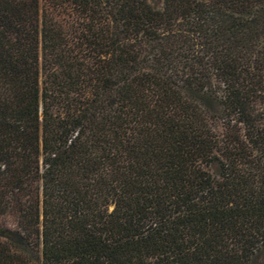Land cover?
<instances>
[{"label": "trees", "instance_id": "trees-1", "mask_svg": "<svg viewBox=\"0 0 264 264\" xmlns=\"http://www.w3.org/2000/svg\"><path fill=\"white\" fill-rule=\"evenodd\" d=\"M2 221L0 264H256L264 0H0Z\"/></svg>", "mask_w": 264, "mask_h": 264}, {"label": "rangeland", "instance_id": "rangeland-1", "mask_svg": "<svg viewBox=\"0 0 264 264\" xmlns=\"http://www.w3.org/2000/svg\"><path fill=\"white\" fill-rule=\"evenodd\" d=\"M155 5L157 7H161V2L160 1H156L155 2ZM218 170V167L217 166H214L213 167V172H217ZM10 234V226L8 225V221L6 222H1L0 223V235L1 236H8ZM256 264H264V253H262L259 257V259L257 260V263Z\"/></svg>", "mask_w": 264, "mask_h": 264}]
</instances>
